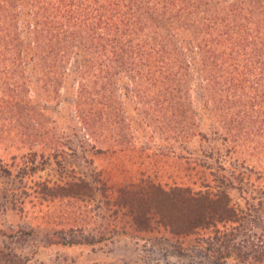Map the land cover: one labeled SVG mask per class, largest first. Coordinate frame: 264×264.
<instances>
[{
  "label": "rangeland",
  "instance_id": "1",
  "mask_svg": "<svg viewBox=\"0 0 264 264\" xmlns=\"http://www.w3.org/2000/svg\"><path fill=\"white\" fill-rule=\"evenodd\" d=\"M1 35L0 264H264V121L240 126L237 110L256 115L238 109L246 98H221L217 83L205 92L199 56L188 136L145 84L118 85L117 122L90 130L76 113V81L45 92L38 72L9 63ZM201 169L212 195L190 202L175 189L204 191ZM223 207L232 222H210L209 234L204 223ZM167 210L178 223L206 219L174 236Z\"/></svg>",
  "mask_w": 264,
  "mask_h": 264
},
{
  "label": "trees",
  "instance_id": "2",
  "mask_svg": "<svg viewBox=\"0 0 264 264\" xmlns=\"http://www.w3.org/2000/svg\"><path fill=\"white\" fill-rule=\"evenodd\" d=\"M0 33L10 58L21 72H38L45 92L76 81V113L90 130L100 120L117 122L121 111L112 102L118 85L145 84L156 88L146 97L164 106L171 128L188 136L195 56L205 92L217 83L221 98H246L235 100L238 109L256 115L238 116L237 110L240 126L264 121V0H0ZM205 170L195 174L204 191L194 194L185 184L175 190L190 202L209 198ZM228 213L223 207L203 226L209 231L210 222L224 223ZM162 219L172 235L186 236L206 216L178 223L167 210Z\"/></svg>",
  "mask_w": 264,
  "mask_h": 264
}]
</instances>
